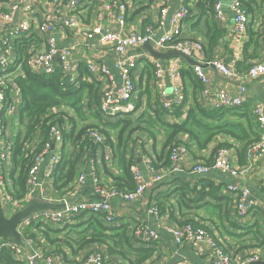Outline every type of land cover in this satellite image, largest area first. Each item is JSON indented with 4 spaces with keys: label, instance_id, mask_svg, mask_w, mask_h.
Masks as SVG:
<instances>
[{
    "label": "crops",
    "instance_id": "1",
    "mask_svg": "<svg viewBox=\"0 0 264 264\" xmlns=\"http://www.w3.org/2000/svg\"><path fill=\"white\" fill-rule=\"evenodd\" d=\"M17 1L0 0V12H7L10 5ZM104 1L90 0L79 8L80 28L79 30L68 31L64 30L59 24L68 15L72 14L67 0H61L54 8L51 6V0H25L20 5L14 21L18 23L27 22L30 29L26 35L15 40L12 52L13 58L21 61L31 55V49L33 51H46L48 48L47 42L53 40L59 50H65L63 60L74 67L81 77H87L86 64L88 62L95 63L98 61L103 66L111 68L117 56L110 46L97 41H88L81 32L82 29L95 23L98 14L102 11ZM191 1L190 16L181 26L183 36L200 39L202 43L204 41L201 38L205 36L208 38L209 43L210 38H213V31L208 29L213 28L215 32L213 41L216 46L213 47L212 52L208 54L207 44L203 47L199 56L204 73L208 78L207 87L211 94L200 97L202 87L198 86L192 71V65L188 64L189 66L183 69L184 74H182V91L185 101L176 107L174 113L162 112L158 102L153 99V93L156 91V80L153 74L147 76L146 61L140 60L137 69L133 71L135 92L132 94L131 101L135 110L128 117H124L127 126L122 128V137L120 138V143H123V150L125 149L123 156L125 155L126 160L134 162L144 181L156 177H160V180L147 188L143 197L136 202L113 201L110 206L113 220L111 222L103 221V228L109 229L110 234L113 236L116 234L111 232L114 229L124 228L126 230L125 240L122 241L116 238L114 243L108 245L125 244V247H130L128 254L124 257L119 252H110L107 245L99 243L80 246L75 243L66 245L63 241L53 242L55 239L63 240V237L48 233L50 238L45 239L36 229L37 225L40 226L39 228H43V226L30 223L25 229L26 237L24 238L30 240V244L26 246L25 250L35 249L41 254V258L36 260L34 264H81L83 258L92 251L100 252L104 261L109 264H135L143 259L142 256L146 259L140 264H214L213 258L210 257L211 247L204 241L177 246L169 235H161L158 242L153 246L142 247L141 242L131 237L132 228L137 223L151 227L158 224L178 229L183 223L190 221L195 226L202 227L215 234L214 237L218 245L231 256L233 264L244 252L254 249L264 251V159L256 162L252 171L245 178H232L218 171H211L205 177L197 178L189 174L188 171L196 164L212 162L216 142H211L205 149H199L197 144L186 135L176 137L177 140L179 139L181 143L187 146V151L177 163V166L183 172L171 173L170 164L163 157L166 151L164 144L168 134L165 126L181 124L194 103H197L205 112L215 111L213 101L214 94L217 91H225L228 94L237 92L236 83L225 79L213 67L207 65V62L214 59L223 60L227 65H234L236 72L241 77V83L246 86L245 103L241 108L231 109V113L234 115L228 117V120L235 123H244V125L250 122L253 133L259 134L260 137L263 134L255 123L252 110L258 105L261 106L264 113V76L251 79L246 74L248 68L252 65L264 64V0H249L248 27L252 31H259V34H257L259 45L255 50V57L251 60L245 59L244 42L238 45L234 40L233 15L230 10L233 0H222L224 18L221 21L213 20L211 8L209 6L203 8L202 0ZM120 2L126 6L125 13L108 14L104 12L101 20L104 30L128 35L143 32L148 25L158 23L159 6L155 0H120ZM176 7L177 0H168L167 11L169 14ZM50 10H53L59 19H54ZM44 22L53 24L52 31L40 30V26ZM13 27H15L14 23L2 24L0 22V54L3 52L5 31ZM246 40L247 37L245 42ZM142 49L146 52L144 48ZM251 51L252 48L247 51L248 56ZM61 62V57L58 56L56 58L57 65H60ZM9 73L11 75H9L8 89L4 97L5 106L1 114L4 127L3 143L6 147L9 146L8 142H13L16 138L20 127L19 114L22 107L19 89L16 84V80L20 77L16 75L12 66L9 67ZM111 74L115 81L120 80L119 73L114 69H111ZM193 81L196 82V87ZM81 83L89 85L87 90L90 89V91L84 95L81 101L82 118L76 117L75 111L71 110L72 108H67L70 109L68 110L69 114L77 123L73 135L75 136L85 125L87 127H97L103 135L104 143L101 146L94 147L87 157L75 148L77 145L73 146L71 143L69 145V143L63 142L59 151L60 160L61 150L65 143L66 155L70 159L77 157L78 162L74 179L66 186L55 187V176L52 179L44 176L46 162L40 167L38 178L41 183L42 196L43 199L51 203L59 202L62 195L73 187L74 181L81 174L85 175V181L78 190V199L94 200L92 177L88 171L91 162L94 164L95 169L94 178L104 184H113L115 180L122 179L124 175L122 163L119 162L117 155L118 140L110 136L107 139L104 135V130H108L110 125H114L115 118H105L97 112L100 93L107 84V79L103 78L95 83ZM148 117L154 121L151 128L152 133L146 131V124H140L143 130L134 131L130 134V128L137 126L139 119ZM217 140L225 141L221 137ZM107 141L108 143H106ZM109 141L111 144H109ZM229 151L231 160L236 167L245 165V154L241 164L240 150L234 143ZM147 162L152 165V170L147 167ZM3 170L6 181L5 188L10 192L14 187L10 176L14 171V166L9 150H7V159L3 164ZM200 179H205L204 182L216 187L214 188L215 192L211 193L209 189H202V184H198ZM231 185L247 189L250 194L249 200L257 204V207L253 206L248 209L245 215L239 216L236 206L237 197L227 191V188ZM221 197L226 199L223 201ZM152 205L159 206L158 221L147 215V209ZM3 209L5 215L6 213L10 215L14 211L8 206ZM83 219L84 217L77 218L72 225H66L70 227L68 232L71 228L79 225L83 226L85 222L90 220L89 218ZM74 238L76 240L77 236ZM139 250L142 254H139ZM117 251L121 250L117 249ZM9 254L16 264H28L22 256ZM0 264H3L2 259H0Z\"/></svg>",
    "mask_w": 264,
    "mask_h": 264
},
{
    "label": "built area",
    "instance_id": "2",
    "mask_svg": "<svg viewBox=\"0 0 264 264\" xmlns=\"http://www.w3.org/2000/svg\"><path fill=\"white\" fill-rule=\"evenodd\" d=\"M25 0H18L10 5L7 12H0V22L2 24L14 23L15 27L5 31L3 39V52L0 54V202L2 207H10L14 211L7 214L10 217L16 211L26 206L33 198L43 199L41 191V183L38 178V170L46 162V171L44 176L52 179L55 170L60 161L59 151L63 144V130H69L71 125L64 120L59 125H49L45 141L40 146L38 153H35L36 146L40 144V133L36 132L33 137L25 144L27 149L32 154L31 165L27 171V191L19 200L12 196V191L5 188V177L3 164L7 159V150L3 143V121L2 111L5 106V92L8 89V81L11 75L9 67L12 66L19 77L24 76V70H29L36 74L44 76H53L57 72L60 73V78L63 83L78 87L81 82L95 83L103 78L107 79V84L100 93V103L97 112L105 118H124L131 115L134 110V104L131 101L132 94L135 92V83L133 81V71L137 69L140 60L146 61L153 69V77L156 80V91L153 93V99L158 102L162 112L174 113L176 107L180 106L185 97L182 91V71L185 68V62L180 58H170L167 61H160L153 58L149 53L143 51V46L149 43L152 48L161 53L170 51L181 52L186 57L191 58L196 65L192 66L195 80L201 86L200 97H206L210 93L207 83L208 78L202 68V62L199 60L200 53L203 49L200 39H191L184 37L182 34V25L190 16L191 0H177V7L171 14L167 11L168 0H155L159 6V20L156 25H148L143 32L122 34L121 32H110L102 27V16L104 12L108 14L119 13L124 14L126 6L120 0H105L102 11L98 14L96 21L81 30L82 35L88 41H97L110 46L111 50L117 56L112 63L111 68L102 65L101 62H88L86 64L87 77H81L76 72V69L70 66L63 60L65 50H59L53 40H49L46 51H31V55L18 61L13 58L12 52L14 42L18 38L23 37L29 32L30 26L27 22H15V15L20 5ZM72 14L68 15L61 23L64 30L74 31L79 30L80 24L78 19V10L90 0H67ZM61 0H51V6H57ZM243 0H233L230 5L233 21V33L236 44L240 45L244 42L248 30V13L243 8ZM54 19H59L57 14L50 10ZM212 18L214 21H221L224 18L222 0H213ZM52 23H42L41 31H52ZM167 26L168 29H167ZM61 57V64L57 65L56 58ZM207 65L213 67L222 77L237 84V92L228 94L225 91H217L214 94L213 107L215 110H231L241 108L246 101L245 91L246 86L241 83V77L236 72L234 65H227L223 60L214 59L207 62ZM111 69L119 73L120 80H114L111 74ZM12 74H14L12 72ZM251 79H257L264 76V64L257 63L249 67L246 74ZM56 110L50 111L55 114ZM255 123L263 134L259 142L253 144L246 150V163L241 167H236L231 160L229 149L220 148L215 151L212 162L207 164L194 165L189 174L202 178L211 171H218L223 175H228L232 178H245L253 169V165L264 159V113L261 106H256L252 110ZM84 133L80 141L75 147L78 151L84 153L85 156L92 151L94 147L101 146L104 143L103 135L97 127H83ZM114 132H111V137ZM9 144V142H8ZM84 144V145H83ZM7 145V143H6ZM83 145V146H82ZM31 149V150H30ZM187 151V146L184 143L174 144L168 149L170 160V172H183L177 163L181 160L184 153ZM147 167L152 170V165L147 162ZM89 175L93 182L94 200H79L78 190L81 184L85 181V175L81 174L74 181V185L66 193H64L59 202L53 204H61L63 207L53 212H39L33 214L29 219L21 222L17 227V232L24 239L25 245L30 244V240L24 238L26 235L25 229L30 223L42 224L44 226H56L57 229H62L66 225H72L81 214L91 216H102L104 221L111 222L113 215L111 213V203L113 201L136 202L143 197L144 192L154 182L160 180L156 177L149 181H144L138 169L134 166L131 168L135 188L131 191L118 190L113 184H104L94 178V164L91 162L88 166ZM264 184V181H263ZM227 191L237 197V213L243 216L248 209L256 206L249 199V191L245 188H240L236 185H231ZM51 203V202H50ZM4 211V209H3ZM5 214V213H4ZM160 209L158 205L149 206L147 215L155 218L158 221ZM161 235H169L172 241L177 245L185 243H196L204 241L211 247L210 257L213 258L214 264H233V259L227 254L217 243L215 234L208 232L202 227L195 226L190 222H185L178 228L168 226L155 225L154 227L137 223L131 231L132 239L138 240L144 244L153 246L158 242ZM7 251L13 255L22 256L28 264L41 258L38 250L31 249L26 251L18 248L12 242L5 239H0V252ZM256 262H264V251L254 249L242 253L234 264H251ZM81 264H109L106 263L102 254L97 251L89 252L81 261Z\"/></svg>",
    "mask_w": 264,
    "mask_h": 264
},
{
    "label": "trees",
    "instance_id": "3",
    "mask_svg": "<svg viewBox=\"0 0 264 264\" xmlns=\"http://www.w3.org/2000/svg\"><path fill=\"white\" fill-rule=\"evenodd\" d=\"M201 2L204 4L203 8H207L209 6V8L212 10L213 0H202ZM242 4L243 8L249 13V0H244ZM208 30L213 31V38H210L209 43L208 38L205 36L201 39L204 41V43H202L203 47L207 46L208 44L207 51L208 54H210L216 44L213 41L215 37L214 29L209 28ZM248 30L249 32H247L246 35V42L244 40V53L245 59L251 60L255 57V50L259 45L257 40V34H259V31H252L250 27H248ZM250 48H252V51L248 56L247 51ZM146 65V74H148L147 76H152V67L148 64ZM188 66V64H185L184 67ZM182 74H184L183 71ZM16 84L18 86L20 100L22 102V107L19 114L20 127L14 141L9 142V151L11 153V159L14 166V171L10 174L11 180L14 184L12 193L15 199L20 200L27 191V171L31 165L30 160L32 158V154L26 148L25 144L31 139V137H33L36 132L40 133V137L42 139H40V144L36 146L35 151V153H38L41 148L40 146L45 141L47 128H49V125H59V127H61V123L66 120L70 123L71 128L69 130H63V141L65 143H69V145L70 143L73 146L77 145L84 131L83 129H80L75 136L73 135V131L76 128L77 123L75 122V119L70 116L68 111L70 109L67 108H72L71 110L75 111V116L82 118L81 101L84 98V95L89 93L90 89L88 91L87 89L89 85L82 83L78 87L63 83V81H61L59 72L53 76H44L33 73L29 70H24V76L18 78L16 80ZM193 84L196 87L195 81H193ZM52 110H56L55 114L50 112ZM231 111L232 110L222 109L205 112L199 107L197 103H194V105L188 111L185 120L181 124L165 126L168 134L164 144L166 150L164 153L165 155L163 156L164 160L166 162L168 161L170 164L168 149L174 144L181 143L179 139H176V137L186 135L190 140L197 144L199 149H205L211 142H216L214 147L215 151L220 148L230 149L234 143L240 150L239 158L242 164L245 151L253 144L259 142L260 135L253 133L250 122H247L246 125H244V123H235L231 120H228V117L234 115L231 113ZM114 120V125L112 124L108 127V130H104V135L107 137V139H109V136L111 137V132H114L112 138H116V140H118L117 155L119 162L122 163L124 175L122 179L115 180L113 185L118 190L131 191L135 188V183L133 182L134 180L131 172V167H134L135 164L132 160L128 161L125 159V155L123 156L125 149L123 150V143H120V138L122 137L121 130L123 127L125 128L127 126V124L124 122L126 119L117 117ZM140 124H146V131L152 133L151 128L154 125V121L148 117L146 119H139L138 125L130 128V134L134 131L143 130ZM119 131L121 132L119 133ZM219 137L225 139V141L222 142L217 140ZM65 143L61 150V160L59 161L57 169L53 175V177L55 176L54 186L59 188L66 186L74 179L73 177L75 174V168L78 163L77 157L70 159V157L66 155L67 152ZM106 143H108V141ZM109 144H111L110 141ZM206 164L209 165L210 163ZM203 180L205 179H200L198 182L199 185L200 183L202 184V189H209L211 193H214V188L216 187L208 182H204ZM221 199L224 201L226 198L221 197ZM80 217H84L83 220L86 218H89L90 220L85 222L83 226L79 225L71 228L69 232L68 228L70 227L68 226H66L67 228L65 227L62 229H57L56 226H47L49 227V229H47V227L41 224L43 228H39L40 226L37 225L36 229L38 230V233L42 234L45 239L50 238L48 233L61 235L63 237V240L55 239L53 242L63 241V243L66 245L75 243L80 246L93 243L104 244L109 247L110 252H119L122 256L126 257L130 247H125V244L122 243L118 245L113 244V246L108 245L110 243H114L116 238L122 241L123 239L125 240L126 230L124 228L112 230V233H116L115 236H113L110 234L109 229L103 228L102 224L104 219L102 216H88L81 214L78 218ZM76 236L77 239L75 240L74 237ZM24 237H26V235ZM141 246L151 247V245L144 244L142 242ZM117 249H120L121 251H117ZM139 254H142L140 250ZM142 258L143 259L141 261H138V263L135 264H140L146 259L144 256H142ZM0 259L3 260V264H16V262L12 260V256L7 251L0 252Z\"/></svg>",
    "mask_w": 264,
    "mask_h": 264
},
{
    "label": "water",
    "instance_id": "4",
    "mask_svg": "<svg viewBox=\"0 0 264 264\" xmlns=\"http://www.w3.org/2000/svg\"><path fill=\"white\" fill-rule=\"evenodd\" d=\"M143 48L148 52L153 58L158 60H166L170 58H180L183 62L189 65H196L191 58L186 57L181 52L170 51L167 53H161L152 48V46L147 43ZM206 67V66H204ZM211 67V66H210ZM249 200V199H248ZM63 205L53 204L48 201H44L38 198H33L26 206L22 209L13 213L10 217H6L3 211V207L0 202V239H5L9 242H12L20 249H26L24 239L17 232L18 225L29 219L33 214L39 212H53L61 209ZM251 264H264V262H256Z\"/></svg>",
    "mask_w": 264,
    "mask_h": 264
}]
</instances>
